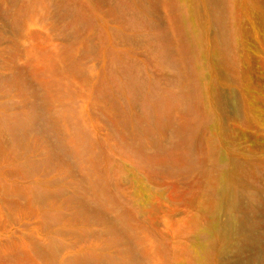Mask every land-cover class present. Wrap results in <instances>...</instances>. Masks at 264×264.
<instances>
[{
  "label": "rangeland",
  "instance_id": "rangeland-1",
  "mask_svg": "<svg viewBox=\"0 0 264 264\" xmlns=\"http://www.w3.org/2000/svg\"><path fill=\"white\" fill-rule=\"evenodd\" d=\"M0 252L264 264V0H0Z\"/></svg>",
  "mask_w": 264,
  "mask_h": 264
},
{
  "label": "bare ground",
  "instance_id": "bare-ground-1",
  "mask_svg": "<svg viewBox=\"0 0 264 264\" xmlns=\"http://www.w3.org/2000/svg\"><path fill=\"white\" fill-rule=\"evenodd\" d=\"M215 1H219V0H215ZM218 26H219V28H220V31H221V33L223 34V36L225 37L226 36V34H225V27H224V25L221 23V21L219 20L218 21ZM236 199V197L233 195V196H231V201H234ZM238 202H236L235 201V205H234V210L235 211H232L233 213H237V212H241L242 214V218H244V217H246V212H247V206H246V208L244 209V211L242 212V210L240 209V205H238L237 204ZM241 219V218H240ZM2 256H5V253H1L0 252V257H2Z\"/></svg>",
  "mask_w": 264,
  "mask_h": 264
}]
</instances>
